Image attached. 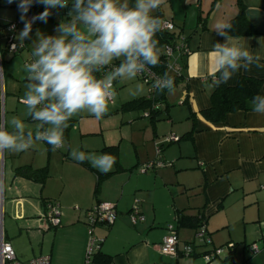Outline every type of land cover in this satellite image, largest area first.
<instances>
[{"label": "crops", "instance_id": "1", "mask_svg": "<svg viewBox=\"0 0 264 264\" xmlns=\"http://www.w3.org/2000/svg\"><path fill=\"white\" fill-rule=\"evenodd\" d=\"M17 4L10 3L6 10L10 14L7 18L0 17V23L18 17ZM249 6L258 11L246 15ZM240 10L258 34L236 37L247 41L253 50L264 56V47L260 48L264 45V0H163L152 13L158 12L164 20L179 26L189 48L184 79L175 85L173 94L165 92L156 122L152 123L150 116L145 115L149 109H121L124 103L147 97L149 92L132 96L129 89L136 82H115L118 101L113 98L109 106H116V109L109 107L108 113L116 111V116L123 118L134 111H142L150 120V128H142L136 121L131 125L137 127L138 135L148 137L150 154L155 148L153 158L157 155L166 167L141 171L142 164L150 160V154L135 150L133 158H126L121 149L124 138H120L110 145L94 148L95 154L101 155L104 148L117 146V165L114 163L106 172L111 174L101 180L95 192L98 173L103 172L87 161L61 159L47 144L37 143L27 151L0 156L3 226L7 213L18 222L4 229V233L19 260L27 262L47 255L51 264H84L90 234L84 223L85 212L100 202H111L116 205L115 222L109 227L96 225L94 234L103 238L100 252L109 256L113 264H203L199 255L171 257L159 250L169 223L177 225L181 216L193 222L198 215L205 221L211 244L197 248L196 254L233 242L236 243L233 259L238 264H264V188H261L264 184V116L252 111H237L227 114L223 122L212 123L201 114L211 105L212 74L215 72L212 45L223 42L215 32L216 25L229 23ZM22 29L14 33L18 43L16 37ZM24 44L27 49L26 40ZM1 73L0 123L5 117L11 120L15 116L35 132L37 122L27 117L26 109L21 108L22 98L16 101L12 97L15 94L7 93L8 80L4 77L2 82ZM6 75L11 79L23 77L11 67ZM241 75L261 80L260 94H264V70L256 68L250 72L241 70L225 85H236ZM18 93L24 95V88ZM89 115L84 112L72 118L73 125L65 139L72 129L79 130ZM191 130L190 137L182 138ZM169 134L181 139L167 143L164 137ZM134 135L132 132L130 143ZM159 146L162 150L157 154ZM80 150L89 151V148ZM22 166L33 169L47 166L48 177L41 184L15 176V168ZM150 171L155 173L149 174ZM49 200L56 201L61 212L60 225L53 230L45 218V203ZM134 204L143 216L136 224L128 214ZM177 234L180 247L195 242L196 229L192 226H180ZM12 240L19 242L16 245ZM252 244L258 246L254 255L248 251Z\"/></svg>", "mask_w": 264, "mask_h": 264}, {"label": "clouds", "instance_id": "2", "mask_svg": "<svg viewBox=\"0 0 264 264\" xmlns=\"http://www.w3.org/2000/svg\"><path fill=\"white\" fill-rule=\"evenodd\" d=\"M34 3L43 5L44 11L27 20ZM162 3L163 0H72L69 19L56 26L55 35L37 30L31 43L32 59L24 65L26 90L22 100L27 117L37 122L36 129H27L18 117H5L0 123V156L27 151L37 143L56 151L64 147V133L72 118L84 112L97 120L104 118L116 95L114 82L135 81L160 65L162 49L156 34L162 30L163 21L152 13ZM68 6L69 0H20L24 27L16 37L19 45L13 44L12 49L24 48L36 20L46 23L52 9ZM256 11L249 6L246 15ZM231 30L232 25L227 22L217 23L215 28L223 42L212 45L213 87L228 84L241 70H264V56L247 41L233 36ZM151 86L156 94H173L176 90L175 78L167 70L154 75ZM129 92L132 96L142 95L144 84L137 82ZM251 105L254 114L264 116V94L253 96ZM69 154L73 160L87 161L103 173L115 163L110 154L85 153L78 147Z\"/></svg>", "mask_w": 264, "mask_h": 264}, {"label": "built area", "instance_id": "3", "mask_svg": "<svg viewBox=\"0 0 264 264\" xmlns=\"http://www.w3.org/2000/svg\"><path fill=\"white\" fill-rule=\"evenodd\" d=\"M20 3V0H19ZM19 5V4H18ZM18 17L14 20L7 22L6 27L3 29L2 40L5 42V48L9 53H16L23 48L17 46L15 50L12 49L13 44L19 45L15 40V31L24 27V22L21 21V10L17 6ZM34 17V14L31 11V7L27 12L26 19L31 20ZM162 30H165L169 33H173L174 41L171 44L165 45L163 47V55L167 61V71L174 75H181L183 71V66L181 64V58L186 57L189 54V48L187 45L186 37L180 29L179 26L174 24L170 20H163ZM25 47V44H24ZM31 59L27 60L25 63L30 62ZM154 73L144 74L139 76L142 78V81L149 87V97L155 98L154 90L152 89V80L154 79ZM113 99L110 101V103ZM158 105L153 104V109H156ZM149 113H146L148 116ZM178 137L175 135H168L164 138L165 142L177 141ZM163 163L160 161L150 162L141 167V171H146L149 169H155L161 167ZM261 188H264V184L261 185ZM3 200L0 197V264H51L50 258L47 255L38 256L30 259L27 262H23L17 258L15 255L14 249L11 246L10 242L5 239L4 226H3ZM60 208L59 204L55 201H48L45 205V218L51 226H57L60 223ZM117 216L115 204L111 202H100L95 205L92 209L86 211L85 213V222L89 227V237L86 243L85 250V262L84 264H92L93 256L101 248L103 238L96 236L93 231L96 225L111 224ZM129 218L133 224L143 220L138 207L134 204L129 212ZM196 238L200 243L202 248L208 247L211 244V239L205 231V226L201 224L196 232ZM199 248V247H198ZM235 244L230 242L220 246L210 247V249L203 250L199 254L200 258L203 260V264H210L211 262L219 259L223 261V264H236L231 262V253L235 251ZM159 250L162 254L178 257L180 254L183 256H191L194 252V248L190 244H183L179 246V239L174 224H168L166 227V233L162 238V242L159 246ZM258 252V246L252 244L249 247L250 255H254ZM107 264H113L112 262Z\"/></svg>", "mask_w": 264, "mask_h": 264}, {"label": "trees", "instance_id": "4", "mask_svg": "<svg viewBox=\"0 0 264 264\" xmlns=\"http://www.w3.org/2000/svg\"><path fill=\"white\" fill-rule=\"evenodd\" d=\"M0 3H1V0H0ZM130 3H134V0H130ZM18 4H19V1H18ZM18 4H17V6H18ZM0 6H1V4H0ZM71 6H72V2L69 3V6L67 8L61 9V12L65 15H67ZM31 11L34 14V16H37L38 14H40L41 12L44 11V7L41 4L34 3L31 6ZM153 15L156 17H159L162 21L164 20L162 18L161 14L158 12L154 13ZM229 23H231V25H232L231 34L233 36H245V35L258 34L255 27L246 19L242 10H240L238 12V14L236 15V17L234 19H232ZM6 25H7V23H0V38H2V34H3L2 32H3V29L6 27ZM156 39L159 40V47L162 49V55L160 56V65L155 67V68H152L151 71L155 75H162L167 70V61H166L165 56L163 55V47L165 45L171 44L174 41V35H173V33H169L165 30H161L160 32H158L156 34ZM22 50H20L16 53H9V52H7V50L5 48V42H4V46L0 47V64L2 65V62L4 61L5 55L12 58L15 55H18L19 53H21ZM185 58L186 57L181 58V64L183 66V69L186 66ZM29 59H32V58H29ZM29 59H26L24 61V65H25V62ZM114 64L118 65L119 61L114 62ZM169 74L175 78V85L184 79V71H182L181 75H179V76L171 74V73H169ZM140 80L142 81V78H140ZM261 84H262L261 80L241 75L238 78L237 84L234 86H227L225 84H222L219 87H213L212 86V90L210 93L211 105L209 108H207L201 112L202 116L209 122L220 123V122H223L225 120V116L229 113H233V112H237V111H244V112L251 111V108H252L251 98L258 93L260 94ZM114 87H115V84H114ZM164 96H165V94H162V97L160 99H156V98H152V97L150 98L149 96L137 98V99H134V100H131L129 102L124 103L122 105L121 109H124V110H132L134 108L149 109L150 120L152 123H154V122H156L158 116L160 115L161 111L159 108V103H161L164 100ZM153 104L158 105V107L156 109H153ZM69 123H70V126L68 129L65 130L64 137L67 136L70 128L72 127L73 120L71 119ZM192 132H193V130L187 132V134H185L182 138L190 137ZM167 136H165V137H167ZM180 139H181V137H179L177 141H179ZM177 141H172V142H177ZM167 143H171V142H167ZM49 148H51V146H49ZM161 150H162V146H159V148L157 149V152H158L157 154H159L161 152ZM116 151H117V146H108L102 150V154H105V153L110 154L114 158L115 164L117 165ZM161 163H163V165L161 167L167 166L166 163H164V162H161ZM86 166H88V165L86 164ZM149 170H152V169H149ZM14 174H15V176L24 177V178H27L30 180L37 181V182L42 184L45 182V180L48 177V169H47V166H44V167L39 168V169H33L29 166H22V167L15 168ZM109 174H111V173H98V179H97V182L95 185V192L98 191V189L100 187L101 180L104 179L105 177L109 176ZM47 202L48 201H46V203ZM46 203H45V205H46ZM59 208H60V206H59ZM115 209H116V205H115ZM130 211H131V209L129 210V212ZM116 213H117V210H116ZM60 218H61V216H60ZM116 218H117V216H116ZM116 218H115V220H116ZM115 220L113 221V223L115 222ZM84 223L87 226V224L85 222V217H84ZM113 223L103 224V225L109 227ZM169 224H174V223H169ZM201 224H203L205 226V221L201 215H198L197 219H195L193 222H191L190 218H187L185 216H181L177 221V225H175V224L174 225L176 226V230L180 226H192L196 229V232H197V229L199 228V226ZM48 225H49V228L54 229L55 227L59 226L60 223L57 226H51L48 222ZM88 229H89V227H88ZM205 231H206V228H205ZM93 233H94V231H93ZM206 233H207V231H206ZM5 239H6V237H5ZM187 244L192 245L194 248V252L191 254V256L199 255V254L195 253L196 249L198 247L201 248L200 243L198 242V240L196 238V235H195V242H191V243H187ZM234 244H235V248H236V243H234ZM249 247H250V245L248 246V251H249ZM234 252L231 253V259L230 260H231V262L238 264L233 259ZM110 262H111V258L109 256L101 253L100 250L94 254L93 260H92V264H107Z\"/></svg>", "mask_w": 264, "mask_h": 264}, {"label": "rangeland", "instance_id": "5", "mask_svg": "<svg viewBox=\"0 0 264 264\" xmlns=\"http://www.w3.org/2000/svg\"><path fill=\"white\" fill-rule=\"evenodd\" d=\"M18 2V0H13L12 3ZM72 2V0H69V3ZM1 6H0V17L1 18H7L6 15H9L6 10L9 7L10 3L8 0H1ZM44 7V6H43ZM69 17L61 12V9H52L51 10V15L49 16L47 22H43L40 20H36L33 25H32V32L30 34V38L26 39L28 48L24 49L21 53L18 55H15L14 57L10 58L9 56L5 55L4 61L2 62L0 72L2 74V82L4 77L8 80V85H7V93H12L15 94V96H12L15 98L17 101L18 98L21 101V108H25V105L23 104L22 100L24 95H20L18 93L19 89L22 87L24 88L25 92V84H26V73L24 70V61L26 59L31 58V49H32V41L36 39V32L39 30L45 35H55V28L56 26L62 21L65 20L67 21ZM4 46V41L2 38H0V47ZM9 67L13 68L14 72L16 71L17 73H20L21 76L18 79H11L6 75V73L9 70ZM12 80L10 82V80ZM9 82L11 84H9ZM134 82H141L144 84V94H148V85L145 84L140 80L139 77ZM115 84V83H114ZM5 91V89H4ZM115 101L117 102V95L115 96ZM114 101V102H115ZM3 106V105H2ZM113 109H116V106H109ZM27 111V110H26ZM121 114V112H118ZM127 113V112H125ZM116 115L117 112H112V113H107L104 118L97 120L91 115L86 117V120L81 124L80 129L76 130L75 128L71 130L69 137L65 139L64 147L52 151L53 153H58L59 157L61 159H66L70 160V152L68 153V150L72 148H89V151H84L85 153H96V150L94 148H101L102 146H105V144H112L117 142L120 138H124V145L122 146V154L123 156L133 158L135 150L138 152H142L144 155L146 152L150 154V142L148 140V137H144L143 135L139 134L137 131L136 126H132V122L136 121L138 122V126L144 128V127H149L150 128V120L147 117L143 116L142 111H134L133 114H126L123 118L120 117V115L117 117ZM133 115V116H131ZM146 115V114H145ZM134 128L136 129L134 131ZM141 128V129H142ZM132 132L135 133L134 135V141L130 143V138ZM138 137V138H137ZM137 138V139H136ZM132 140V139H131ZM135 142V143H134ZM166 145V144H165ZM67 152V153H66ZM66 153V155H64ZM154 153H156V149L152 151V154L149 156V161L145 162L142 165H146L150 162H155V161H160L163 162L157 155L155 158H153ZM153 158V159H152ZM148 160V159H147ZM59 165V164H58ZM141 165V166H142ZM113 168V166H112ZM111 168V169H112ZM163 169V168H162ZM153 170V169H152ZM149 174H154V171L148 172ZM15 223L18 224L15 220H12V218L9 216L7 213L5 218H4V229L8 230L9 227L15 226ZM53 230V228H51ZM13 241V240H12ZM19 241H13V244H18ZM203 261V260H202ZM213 264H221L220 260L217 259L213 262Z\"/></svg>", "mask_w": 264, "mask_h": 264}, {"label": "water", "instance_id": "6", "mask_svg": "<svg viewBox=\"0 0 264 264\" xmlns=\"http://www.w3.org/2000/svg\"><path fill=\"white\" fill-rule=\"evenodd\" d=\"M161 97H162V94L161 93H157V94L155 93V98L156 99H160Z\"/></svg>", "mask_w": 264, "mask_h": 264}]
</instances>
